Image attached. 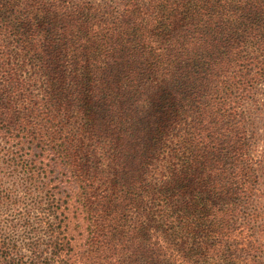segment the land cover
<instances>
[{
  "label": "trees",
  "instance_id": "1",
  "mask_svg": "<svg viewBox=\"0 0 264 264\" xmlns=\"http://www.w3.org/2000/svg\"><path fill=\"white\" fill-rule=\"evenodd\" d=\"M259 126L264 0H0V264H264Z\"/></svg>",
  "mask_w": 264,
  "mask_h": 264
},
{
  "label": "rangeland",
  "instance_id": "2",
  "mask_svg": "<svg viewBox=\"0 0 264 264\" xmlns=\"http://www.w3.org/2000/svg\"><path fill=\"white\" fill-rule=\"evenodd\" d=\"M253 157L256 159V161L259 162V169L261 173V192L264 193V128L261 126L258 127V134L255 136L252 151H251ZM10 180L7 178L4 180V184L7 186H12V184L9 182ZM13 187V186H12ZM17 187V186H14ZM18 189L15 190L17 193ZM262 201H264V195L262 196ZM0 206V224L4 223L9 226L12 222L10 221L12 218V214L15 212V207L11 205L9 202L3 203ZM5 228V227H4ZM8 229L12 230L15 229L14 234H8V235H15V237L19 238L20 244L22 240H24L27 237V232L22 227H8ZM27 240V239H26Z\"/></svg>",
  "mask_w": 264,
  "mask_h": 264
}]
</instances>
